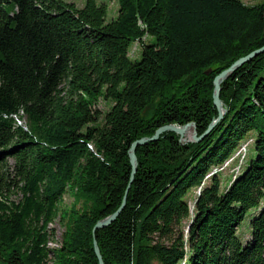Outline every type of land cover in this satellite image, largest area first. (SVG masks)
I'll use <instances>...</instances> for the list:
<instances>
[{
  "label": "trees",
  "instance_id": "16d2710c",
  "mask_svg": "<svg viewBox=\"0 0 264 264\" xmlns=\"http://www.w3.org/2000/svg\"><path fill=\"white\" fill-rule=\"evenodd\" d=\"M116 1L107 21L96 0H0V264H98L94 240L104 264H264V53L220 84L226 112L199 142L165 132L137 146L131 183L128 156L166 125L206 131L214 78L264 47V0ZM250 136L253 154L220 193L216 169Z\"/></svg>",
  "mask_w": 264,
  "mask_h": 264
},
{
  "label": "rangeland",
  "instance_id": "374dc122",
  "mask_svg": "<svg viewBox=\"0 0 264 264\" xmlns=\"http://www.w3.org/2000/svg\"><path fill=\"white\" fill-rule=\"evenodd\" d=\"M62 1L66 2V3H72L78 8L83 7L84 3H85V0H62ZM242 1L247 5L254 6V5L261 3L263 0H242ZM96 2H97V4H102V5L107 6V9H108L107 10V17H106L107 21H110V20L116 18L117 14H118V2L116 0H96ZM152 40L153 39H149L147 37V38H143L140 42H134L129 49L128 56L133 61L140 60L142 45L143 44H149ZM97 109H99L101 111H107L109 109V106H107V104L103 100H100V102L97 105ZM190 123H192V122H190ZM195 131H196V127H195ZM192 135H193V128H188L180 141L184 142V143L193 142L192 141ZM196 135H197V132H196ZM247 152H248L247 157L249 158L253 154V144H252L251 136L248 137L245 141H243L240 144L237 152H235L232 155V157H230V159H228L224 163L223 168L216 169L217 172L220 171V173H221V185H220V190H219L220 193L224 192V190L226 189V187L230 181L231 176H234L238 173V166L241 165L242 162L244 163L243 160H245V154ZM8 164H11V160H8ZM207 182H208V180H207ZM199 191H200V188L199 189H193L187 196V202H188V206H189L190 213H191L190 219H192V217H193L194 201H195L196 197L199 195ZM12 199H16V198L13 196ZM72 203H73V198L68 193H66L63 196L62 205L66 208H69ZM260 207H264V201L261 203ZM257 213H258V211H251V213H249L246 216L244 221L237 228V235L239 236V238H241V240L244 243L247 240H249L250 234H251L250 228H249V219L252 215H256ZM190 219L185 220L182 224V229H183L185 240H187V237H188V229H189L188 225H189ZM48 230L50 231V233L53 234V240H50V242L48 243V248L49 249L59 248L60 243H61V235L64 231L63 226L59 223V217L56 218L49 225ZM47 264H53L51 254L49 256V261ZM150 264H157V263H156V261H151Z\"/></svg>",
  "mask_w": 264,
  "mask_h": 264
},
{
  "label": "water",
  "instance_id": "95a60500",
  "mask_svg": "<svg viewBox=\"0 0 264 264\" xmlns=\"http://www.w3.org/2000/svg\"><path fill=\"white\" fill-rule=\"evenodd\" d=\"M264 53V47H262L259 50H256L252 53H250L249 55H247L246 57L240 58L239 60H237L236 62H234L228 69L223 70L220 74H218L214 80H213V86H214V90H213V104L216 107L218 116L216 119H214L211 124L208 126V128L206 129V131L200 136L197 137L196 135V131H195V125L193 123H188L184 126H176V125H166L163 126L159 129H157L154 133V135L150 138H143L141 140L135 141L134 143H132L129 152H128V156H129V160H130V164L132 167L131 170V175H130V183L132 182L133 178H134V174L136 172V167H137V163H136V157H135V148L137 146H142V145H146L147 143L150 142H154L158 139L159 135L165 132H173L175 134H177L179 136V140H181V138L183 137L184 133L187 131L188 128H193V135H192V141L193 142H199L203 137H205L222 119H223V115L225 114L226 110L222 107V103L220 101L219 95H220V84L232 73L234 72L236 69H238L240 66H242L245 63L250 62L253 58L257 57L260 54ZM129 188H127L128 191ZM122 199L121 205L119 206V208L116 210L115 213H113L111 216L105 218L102 221H99L93 228V234H95V232L97 230H101L104 229L106 227H108L109 225H111L116 218L119 216V214L122 212L124 206H125V202H126V193ZM93 247H94V253L96 256V259L98 261V264H104L102 257L100 255V251L99 248L97 246L96 241L94 240L93 242Z\"/></svg>",
  "mask_w": 264,
  "mask_h": 264
}]
</instances>
